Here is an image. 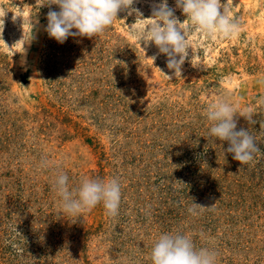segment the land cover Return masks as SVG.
I'll return each instance as SVG.
<instances>
[{
  "label": "rangeland",
  "instance_id": "374dc122",
  "mask_svg": "<svg viewBox=\"0 0 264 264\" xmlns=\"http://www.w3.org/2000/svg\"><path fill=\"white\" fill-rule=\"evenodd\" d=\"M42 2L0 0V264H152L159 236L176 233L216 264H264V0H221L240 31L191 28L177 77L137 34L161 0H134L139 18L123 11L64 43L47 34ZM219 98L252 110L254 123L234 117L260 149L247 164L209 138L205 111ZM59 173L70 190L116 178L118 215L102 203L64 213ZM193 202L205 206L197 215Z\"/></svg>",
  "mask_w": 264,
  "mask_h": 264
},
{
  "label": "clouds",
  "instance_id": "9594fccd",
  "mask_svg": "<svg viewBox=\"0 0 264 264\" xmlns=\"http://www.w3.org/2000/svg\"><path fill=\"white\" fill-rule=\"evenodd\" d=\"M133 3L134 0H43L40 6L50 8L45 29L47 34L57 42L64 43L70 36L92 38L103 33L120 12L128 11L131 14L137 11L139 18L141 14L132 8ZM175 3L176 8L186 15L189 21L187 26L181 27L183 23L175 17L174 9L169 7L167 0H161L153 6L152 17L149 18L151 23L138 29L137 34L141 42L154 43L159 52L167 56V68L177 77L181 76V67L188 55L187 32L191 28L208 36L230 39L238 34L241 24L227 14L221 0H175ZM51 5L58 6L59 11L51 10ZM205 115L211 122L209 138L227 141L226 152L233 154V159L241 165L254 159V153L260 151L255 138L243 128L237 131V120L234 119L239 115L254 123L251 109L237 114L236 106L228 98H219L207 106ZM42 166L46 167L47 162H43ZM67 181L68 176L59 173L53 183V190L60 198L64 213L78 216L102 203L106 215H118L121 185L116 178L107 181L85 178L78 188L72 190ZM199 208L205 206L193 202L188 212L197 215ZM150 259L152 264H216V253L207 248L197 250L187 235L162 234L151 249Z\"/></svg>",
  "mask_w": 264,
  "mask_h": 264
}]
</instances>
